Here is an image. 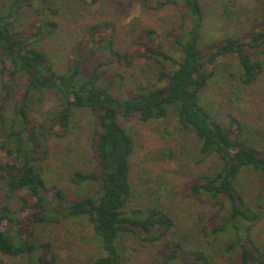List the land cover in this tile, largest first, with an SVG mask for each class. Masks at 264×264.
Listing matches in <instances>:
<instances>
[{"label": "trees", "instance_id": "obj_1", "mask_svg": "<svg viewBox=\"0 0 264 264\" xmlns=\"http://www.w3.org/2000/svg\"><path fill=\"white\" fill-rule=\"evenodd\" d=\"M56 1L0 0V264H61L51 229L84 218L95 238L88 240L98 247L88 264H264V245L255 234L264 211L261 132L236 111L224 123L203 100L220 66H229L226 59H236L234 70L243 87L264 74V58L258 54L264 53V0L248 29L206 40L201 0H140L150 9L169 3L180 7L182 31L169 34L171 49L146 26L122 50L116 46L114 24L104 20L85 29L63 69L45 47L60 26L51 18L59 14ZM81 1L92 5L101 0ZM25 10L34 12L29 22L22 20ZM224 12L230 16L232 7L226 5ZM98 51L107 54L83 75ZM137 57L155 61L158 74L136 82L128 89L131 95L120 98L111 88L123 83ZM108 68L114 72L107 74ZM47 92L55 108L36 119L34 96L42 101ZM170 104L181 126L196 136L200 159L216 160L213 171L182 187L205 208H197L185 226L164 203L128 206L135 140L119 117L137 114L138 120L151 121L165 116ZM79 108L96 114L91 164L73 169L65 183L50 181L48 173L60 167L42 161L57 139L72 134ZM56 153L54 161L61 157ZM245 172L258 187L254 201L240 183ZM90 183L94 186L88 191L69 189ZM126 236L134 242L125 244Z\"/></svg>", "mask_w": 264, "mask_h": 264}, {"label": "rangeland", "instance_id": "obj_2", "mask_svg": "<svg viewBox=\"0 0 264 264\" xmlns=\"http://www.w3.org/2000/svg\"><path fill=\"white\" fill-rule=\"evenodd\" d=\"M206 14V38H211L219 32L240 33L248 29L257 10L262 7V0H201ZM59 14L52 19L60 23L55 36L48 38L45 47L53 56L56 66L63 69L71 47L79 42L85 29L92 23L111 21L114 24L116 46L122 50L128 49L140 29L151 26L156 30L158 40H162L171 49L169 34H180L181 9L174 3L166 4L160 9H150L140 0H101L99 3L87 5L81 0H57ZM231 6L233 13L227 16L224 7ZM23 21H31L33 11L25 10ZM264 50V48H263ZM107 51H98L91 56L90 61L83 68L82 74L87 75L90 70ZM264 58V53H258ZM235 58L223 62L229 65L220 70L211 84L204 91L203 100L218 117L227 123V115L231 111L238 112L254 128L260 130V137L264 141V74L253 86L243 87L237 80ZM235 64V65H234ZM160 67L151 60L137 57L130 72L126 74L122 84L116 83L111 90L120 98L131 95L128 89L138 81H150L156 78ZM87 72V73H86ZM114 72L108 68L107 74ZM118 81V80H117ZM25 82H21L24 85ZM1 87V83H0ZM34 96L35 118L47 117L55 108L52 93H45L42 101ZM50 116V115H49ZM75 127L66 139L56 140L57 144L52 153L42 161L51 166L60 167L58 172H49L50 181H68L70 172L75 168L87 167L91 164L92 148L90 139L96 124V114L88 108L75 110ZM177 118L175 105H168L167 114L161 118L143 122L138 120L137 114L130 118L119 117L120 123L134 137L135 147L131 155L133 195L129 207L144 206L152 202L164 203L180 216L185 226L191 222V215L197 208L204 210L194 197L186 196L182 187L195 176L203 172L213 171L216 160L208 157L203 160L198 156L197 138L191 129L183 128ZM263 143V142H262ZM61 157L53 160L56 150ZM59 154V155H60ZM240 183L248 199L254 201L258 187L253 182L250 173H243ZM85 186H72L73 193L88 191ZM68 188V187H67ZM78 190V191H77ZM15 204V202H13ZM261 224L256 228V237L264 245V211ZM196 217V216H195ZM8 224H3L7 227ZM90 223L84 218L81 221L72 220L69 225L53 227L51 231L56 236V246L61 264H88L98 251L96 244L89 242L92 236ZM51 232V233H52ZM94 238V237H93ZM95 239V238H94ZM134 242L130 237L124 238L125 244Z\"/></svg>", "mask_w": 264, "mask_h": 264}]
</instances>
